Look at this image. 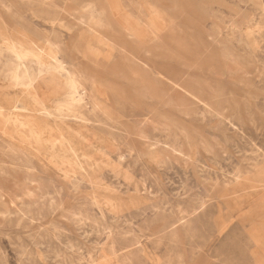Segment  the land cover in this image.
Segmentation results:
<instances>
[{
    "label": "clouds",
    "instance_id": "clouds-1",
    "mask_svg": "<svg viewBox=\"0 0 264 264\" xmlns=\"http://www.w3.org/2000/svg\"><path fill=\"white\" fill-rule=\"evenodd\" d=\"M129 9L173 79L58 33ZM0 264H264V0H0Z\"/></svg>",
    "mask_w": 264,
    "mask_h": 264
},
{
    "label": "rangeland",
    "instance_id": "rangeland-1",
    "mask_svg": "<svg viewBox=\"0 0 264 264\" xmlns=\"http://www.w3.org/2000/svg\"><path fill=\"white\" fill-rule=\"evenodd\" d=\"M81 14L82 17L80 16ZM81 14L77 15V20L83 18L85 19V23H87L90 13ZM126 16L127 18L123 24L124 30L126 29V36L120 40L114 38L117 33L110 27L97 28L90 32L85 25H77L75 21H71L74 35L57 26L58 33L61 38H71L79 51L82 52V59H85L86 62L95 61L99 63L104 71L106 82L113 86L123 87L126 84L127 77L144 64H147L150 68H166L169 73L168 79H173V77L177 76L180 69L173 61L174 54L170 48L167 45L157 48L145 47L137 31L143 23V17L135 9H129ZM70 20V17L65 18L66 26ZM55 42V40L49 41L50 44H54ZM117 47L122 48L124 54L128 55L126 56L114 50ZM106 57H111V61H107ZM131 57H135L138 64L130 63ZM20 85L21 87L24 86L22 83ZM18 91V89H12L10 90V94L16 95ZM15 107L19 108L20 105H16ZM85 138L87 139V136ZM177 172L183 175L181 169H177Z\"/></svg>",
    "mask_w": 264,
    "mask_h": 264
},
{
    "label": "bare ground",
    "instance_id": "bare-ground-1",
    "mask_svg": "<svg viewBox=\"0 0 264 264\" xmlns=\"http://www.w3.org/2000/svg\"><path fill=\"white\" fill-rule=\"evenodd\" d=\"M81 17H82V14L80 15ZM126 30V29H125ZM27 66V64H25V67ZM17 83H22V85H25V81H24V79L23 78H20V79H18L17 80Z\"/></svg>",
    "mask_w": 264,
    "mask_h": 264
}]
</instances>
